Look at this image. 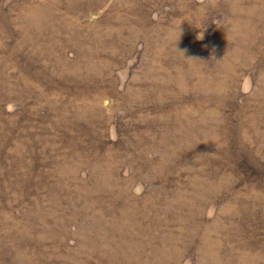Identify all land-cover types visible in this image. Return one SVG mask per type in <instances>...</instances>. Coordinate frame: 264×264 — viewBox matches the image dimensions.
I'll return each mask as SVG.
<instances>
[{"label": "rangeland", "instance_id": "rangeland-1", "mask_svg": "<svg viewBox=\"0 0 264 264\" xmlns=\"http://www.w3.org/2000/svg\"><path fill=\"white\" fill-rule=\"evenodd\" d=\"M0 264H264V0H0Z\"/></svg>", "mask_w": 264, "mask_h": 264}]
</instances>
